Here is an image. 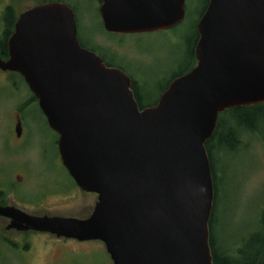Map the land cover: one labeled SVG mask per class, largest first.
Returning a JSON list of instances; mask_svg holds the SVG:
<instances>
[{
  "label": "water",
  "instance_id": "water-1",
  "mask_svg": "<svg viewBox=\"0 0 264 264\" xmlns=\"http://www.w3.org/2000/svg\"><path fill=\"white\" fill-rule=\"evenodd\" d=\"M96 1L112 34L164 31L186 14L185 0ZM196 28V65L140 108L131 78L80 44L68 4L20 13L0 70L24 78L58 135L62 165L97 201L86 218L0 204L8 230L100 240L113 264H215L205 144L220 113L264 103V0H209Z\"/></svg>",
  "mask_w": 264,
  "mask_h": 264
},
{
  "label": "rangeland",
  "instance_id": "rangeland-1",
  "mask_svg": "<svg viewBox=\"0 0 264 264\" xmlns=\"http://www.w3.org/2000/svg\"><path fill=\"white\" fill-rule=\"evenodd\" d=\"M63 2L74 10L80 42L99 46L108 60L118 62L136 80L144 104L149 105L187 67L188 51L207 0H185L186 14L179 25L139 34L106 32L96 0ZM38 4V0H0V39L7 19L15 22L20 13ZM31 97L27 84L14 72L0 70V187L7 191L6 202L32 215L86 218L97 195L82 191L62 165L57 134L38 102L19 111ZM16 113L22 120L20 139L15 134ZM221 121L225 128L232 116L223 115ZM241 140L236 150L216 149L213 157L219 185L214 239L220 250L232 247V242L238 246L264 212V127ZM8 224L0 217V264H113L100 240H57L46 232L26 237L8 230ZM9 241L19 242L13 246Z\"/></svg>",
  "mask_w": 264,
  "mask_h": 264
},
{
  "label": "trees",
  "instance_id": "trees-1",
  "mask_svg": "<svg viewBox=\"0 0 264 264\" xmlns=\"http://www.w3.org/2000/svg\"><path fill=\"white\" fill-rule=\"evenodd\" d=\"M49 1L63 2V0H38V3L41 4ZM208 2L209 0H207L203 12L207 7ZM5 23L6 25L4 29V34L3 37L0 39V45L3 46L4 56H6V49L4 43L6 42L9 34L13 30L14 19L13 18L10 20L7 19ZM101 25L103 27L102 21H101ZM197 40H198V32L196 28V38L194 40L192 47L188 51L187 67L184 68V70H181L180 73L175 75V77L187 73L196 65L197 60L195 57L194 49ZM80 44L83 47H86L94 52L99 53L104 58V61L107 62V64L109 63L110 65H112V63L109 62L108 59L104 56L103 52H101L102 49H100L99 46H96L95 44H85L82 42H80ZM106 49L109 53H112V51H110L109 48ZM118 68L123 70L122 67H118ZM14 74L18 76L22 81H24L23 77L19 73L14 72ZM132 83H133V90L135 93V97L140 108L152 106L157 102L156 101L149 105H145L139 93L138 84L135 81H132ZM32 101H38L33 93L30 100L24 102L21 106H19V111H22ZM227 114L232 116V121L225 123V128H224V123H223L224 121H221V117ZM263 127H264V103L253 106H241V107L230 108L219 114L215 132L213 136L209 140H207L205 144L208 152L209 160L211 163V170H212L214 189H215L214 206L210 220V245L212 249L213 261L215 264H264V212L263 211L260 214L259 220L257 221L256 228L251 230V232L246 236L242 237L240 244L238 246H237L238 242H232L233 243L232 247L227 249L224 248L220 250L216 245V240L214 239V222H215V212L217 206V197L219 193V187H218L219 185H218V177L216 174V168L214 165V158H213L216 149L221 150L224 147H227L229 151L236 150V148L239 147V145L242 143L241 139L245 134L258 131L260 130V128ZM6 196H7V191L3 188V186H1L0 204L7 205Z\"/></svg>",
  "mask_w": 264,
  "mask_h": 264
},
{
  "label": "flooded vegetation",
  "instance_id": "flooded-vegetation-1",
  "mask_svg": "<svg viewBox=\"0 0 264 264\" xmlns=\"http://www.w3.org/2000/svg\"><path fill=\"white\" fill-rule=\"evenodd\" d=\"M16 22V21H15ZM15 22L13 23V30H12V32L9 34V36H8V38H7V40H6V42L4 43V42H1V43H4L5 44V49H6V56H4L3 55V46L2 45H0V53H1V55H0V57L2 58V59H4V60H6V59H8V39H9V37H10V35L14 32V30H15ZM3 34H4V32H3ZM2 34V35H3ZM97 53V52H96ZM98 55H100L99 53H97ZM111 55H115L113 52L112 53H110ZM101 56V55H100ZM116 56V55H115ZM102 57V56H101ZM120 56H117V58L120 60H122V58L120 57ZM116 57L115 58H113V59H117ZM102 59L104 60V58L102 57ZM109 62H111L112 63V65H110L109 63L107 64V62L106 61H104L105 63H106V65H109V66H111V67H121L120 66V64H118V62H113V61H110V60H108ZM130 77V76H129ZM131 78V77H130ZM24 79V78H23ZM131 80L132 81H135L136 82V80H133L132 78H131ZM24 82H25V80H24ZM26 83V82H25ZM28 86V85H27ZM38 102V101H37ZM42 112V111H41ZM21 121V124H22V120H21V116H20V114L19 113H16L15 114V126H16V124L18 123V121ZM47 121V120H46ZM48 124V123H47ZM55 132V131H54ZM15 134H16V132H15ZM57 134V133H56ZM22 135V134H21ZM21 135L20 136H17V134H16V136L20 139V137H21ZM57 137H58V135H57ZM58 140V139H57ZM62 163V162H61ZM74 181V180H73ZM1 218H4V217H1ZM4 219H6V218H4ZM7 221H9L8 219H6ZM13 231L15 232V233H17V234H21V235H26V237L28 236V235H30V234H32V233H34V232H39V231H34V230H26V231H20V230H15V229H13ZM50 237H55V238H58L57 240H61V238H63V239H66V238H64V237H57L56 235H54V234H52V233H49V232H46ZM25 237V238H26ZM71 239H74V238H71ZM27 239H25L24 240V242H28V241H26ZM74 240H77V239H74ZM78 241V240H77ZM9 242H11L12 243V245L14 246V244L15 243H17V242H19V241H9ZM15 246H17V245H15ZM29 246L27 245L25 248H28Z\"/></svg>",
  "mask_w": 264,
  "mask_h": 264
}]
</instances>
